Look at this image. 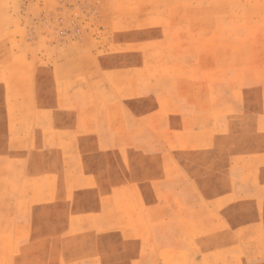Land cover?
Returning a JSON list of instances; mask_svg holds the SVG:
<instances>
[{"label": "rangeland", "instance_id": "374dc122", "mask_svg": "<svg viewBox=\"0 0 264 264\" xmlns=\"http://www.w3.org/2000/svg\"><path fill=\"white\" fill-rule=\"evenodd\" d=\"M0 264H264V0H0Z\"/></svg>", "mask_w": 264, "mask_h": 264}]
</instances>
